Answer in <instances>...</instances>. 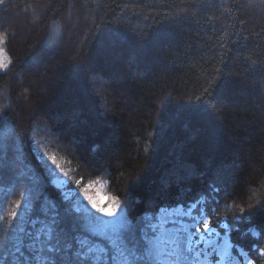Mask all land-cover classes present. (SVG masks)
<instances>
[{"label": "trees", "instance_id": "16d2710c", "mask_svg": "<svg viewBox=\"0 0 264 264\" xmlns=\"http://www.w3.org/2000/svg\"><path fill=\"white\" fill-rule=\"evenodd\" d=\"M2 41L0 264L108 254L55 176L104 182L131 264L178 206L264 250V0H0Z\"/></svg>", "mask_w": 264, "mask_h": 264}, {"label": "rangeland", "instance_id": "374dc122", "mask_svg": "<svg viewBox=\"0 0 264 264\" xmlns=\"http://www.w3.org/2000/svg\"><path fill=\"white\" fill-rule=\"evenodd\" d=\"M6 65L7 58L0 51V69H4ZM28 69L34 68L28 65ZM105 89L101 88L100 92ZM106 102L107 99L104 103ZM182 169L186 172L188 170L186 167ZM190 169L188 171H191ZM53 183L62 191L65 199H73L77 207L90 217L92 233L103 241L98 243L97 247L100 253H108L102 256L100 264H131L123 255L122 246L114 243V236L121 229H127L129 223L123 207L109 199L104 182H95L89 190L82 191L69 187L67 180L59 176L54 177ZM208 222L210 231L205 227ZM154 229V234L144 237L146 249L145 256L141 258L142 264H229L219 256L213 261L210 252V245L225 239L233 245L229 229L216 228L204 212L195 214L191 208L185 210L182 207L160 208ZM236 253L239 255L235 264H248L249 261L264 264V256L260 254L252 257L241 248H237Z\"/></svg>", "mask_w": 264, "mask_h": 264}, {"label": "snow or ice", "instance_id": "6c2138e0", "mask_svg": "<svg viewBox=\"0 0 264 264\" xmlns=\"http://www.w3.org/2000/svg\"><path fill=\"white\" fill-rule=\"evenodd\" d=\"M3 43L4 41L0 42V44ZM9 66L10 65L7 64L4 69L8 68ZM12 139H14V137ZM19 203L20 202H16L13 205V210L9 213V216L12 218V220L16 216V209L18 208ZM244 211L245 209L240 210L241 213H243ZM205 227H208L210 231L211 229L210 222H208V224H206ZM252 234L254 233L250 232V235ZM259 235H261V233H259ZM210 252H211V259L213 261H215L217 259V256H219L220 259L222 260L226 259L229 262V264H235L236 257L239 255V253H236L234 246L231 243H229L227 239L223 240L220 243L210 245ZM202 255H204V253H202ZM260 255L264 256V250H260ZM248 264H255V262L249 261Z\"/></svg>", "mask_w": 264, "mask_h": 264}]
</instances>
